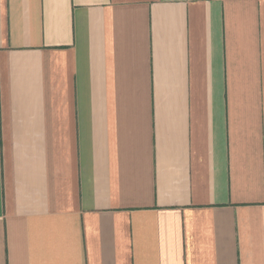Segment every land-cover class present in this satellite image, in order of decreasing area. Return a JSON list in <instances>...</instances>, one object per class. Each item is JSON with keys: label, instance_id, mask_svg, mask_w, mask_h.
<instances>
[{"label": "crops", "instance_id": "0c3cea01", "mask_svg": "<svg viewBox=\"0 0 264 264\" xmlns=\"http://www.w3.org/2000/svg\"><path fill=\"white\" fill-rule=\"evenodd\" d=\"M0 264H264V0H0Z\"/></svg>", "mask_w": 264, "mask_h": 264}]
</instances>
